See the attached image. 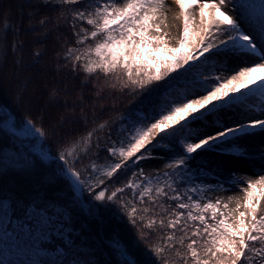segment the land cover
<instances>
[{
	"label": "trees",
	"instance_id": "1",
	"mask_svg": "<svg viewBox=\"0 0 264 264\" xmlns=\"http://www.w3.org/2000/svg\"><path fill=\"white\" fill-rule=\"evenodd\" d=\"M237 3L241 6L239 21L253 22L264 15V0ZM192 9L186 2L187 13ZM73 10L74 6L61 4L60 0H51L50 4L45 0H0V200L8 203L12 219L27 225L26 234L34 248L44 252L40 256L43 264H52L51 258L58 249L74 246L92 252L95 264H165V261L184 264L182 257L189 241L185 240L184 247L179 245L183 235L179 229H160L158 224L148 229L144 226L147 220L142 223L137 219L133 223L122 207L125 201L132 202L131 194L136 189H125L118 194L122 197L119 203L94 201L87 181L95 183L93 177L99 175L111 191L133 180L136 164L132 161L110 180L101 174L120 159L112 157L108 147L113 142L116 147L122 141L126 145L133 126L142 128L139 114L157 117L189 95L204 94L206 88L217 82L209 80L204 57L184 65L179 75L173 73L171 78H166L167 83L152 82L135 90L123 87L127 80L123 73L105 76L99 71L89 74L79 64L74 67L66 52L74 46L83 50L84 46L75 42L71 27ZM19 72L20 81L18 76L11 84L6 82V77ZM28 78L33 89L29 97L19 92L24 87L21 83L26 84ZM89 131L94 134L87 151L76 148ZM195 133L190 122L182 129L173 125L157 133L156 139L146 145V151L167 147L172 150L168 164L174 163ZM27 143L36 144L38 151L23 154L19 147ZM73 149L75 155L69 156L67 153ZM61 155L65 156L64 160L60 159ZM92 163L100 171L93 170ZM69 169L79 171L86 183L81 185ZM200 173L203 179H199ZM150 178L153 185L159 181L160 186H165L166 182L178 187L180 193L195 187L197 192L190 193L195 199L206 187L210 175L203 168H191L187 163L183 169L172 168ZM167 203L175 205L173 201ZM31 210L47 214L49 225L36 226L40 218H30ZM188 224L199 222L188 221ZM173 231L175 247H170L162 237L172 235ZM157 247H163L164 251L155 253ZM197 248L199 251L200 245ZM187 264H192L191 260Z\"/></svg>",
	"mask_w": 264,
	"mask_h": 264
},
{
	"label": "snow or ice",
	"instance_id": "2",
	"mask_svg": "<svg viewBox=\"0 0 264 264\" xmlns=\"http://www.w3.org/2000/svg\"><path fill=\"white\" fill-rule=\"evenodd\" d=\"M45 2L50 4L51 0ZM60 3L74 6L71 27L76 44L84 46L83 50L74 46L66 52L74 67L79 64L89 74L99 71L105 76L123 73L127 77L123 85L125 88L135 90L136 87L143 89L152 82L167 83L166 78H171L173 73L179 75V69L184 65H190V62L199 60L205 53H211L213 50H216L217 55L224 56L253 54L264 61V47L259 43L264 41V20L261 21L258 35L243 30L239 18L233 19L229 11L225 10L228 0H214L211 4L191 0V6H199L200 9V31L195 34L196 39L190 40V19L185 12L182 38L178 47L167 46L164 36L161 35V26L157 23L158 13L165 0H60ZM176 3L182 11L185 9L186 0H176ZM208 10H213V14L206 19ZM153 32L155 34H152ZM214 36L219 39V43L212 39ZM161 53H171L172 56L168 58L161 56ZM81 61L84 63L81 64ZM257 71H264V62L238 70L231 78L206 88L205 93L200 94L198 98L189 97L175 103L161 112L150 125L143 128L133 126L126 145L122 141L119 147L115 146L116 142L108 147V153L120 159L104 168L101 174L110 180L114 174L127 166L128 161L138 165L140 161L149 159L146 145L156 139L157 133L165 132L173 125H180L182 129L189 121L195 124L198 120H208L214 116L218 122L217 114L223 111L218 106L221 102L227 104L230 99L228 85H233L231 93L235 96L240 87L255 83L252 74ZM261 80H264V77H261ZM261 88H264V85H261ZM257 127L264 130V119L257 118L247 125L240 124L235 127L226 125L216 128L213 133L198 134L196 142L185 144L180 158L174 163H169L167 167L183 169L191 155L198 153V150H211L218 147L221 141L232 145L241 139L237 133L248 134L249 128ZM93 134V131H89L77 142L76 148L87 151ZM230 136L231 140L228 139ZM142 149L145 151L142 152ZM67 154L75 155V149ZM60 159L64 160L65 156L61 155ZM90 167L100 171L95 163ZM69 172L81 185L86 183L81 180L79 171L69 169ZM164 175L167 176L168 173ZM134 176L137 179L142 177L139 185L135 180H129L123 187L111 191L104 179L99 175L94 176L95 183L87 181L89 191L93 193L92 199L119 203L122 197L118 194H122L125 189H136L137 191L131 194L132 202L125 201L122 207L128 211L133 223H136L137 219L142 223L147 220L144 226L148 229H154L157 224L160 229H179L183 233L179 238V245L184 247L185 240L189 241L186 245L187 251L182 257L184 264H187L188 260H191L192 264H264V215L258 216L260 202L264 201V175L255 182L248 181L247 187L242 189L245 194L244 211L240 210L242 205L239 202L234 209H229L228 203H224L225 211L220 210V200H209L201 204L190 194L197 192L195 187L180 193L178 187L166 182L165 186H160L159 181L153 185V178L145 176L142 169L139 173H134ZM97 188L100 190L96 191ZM145 197L148 198L147 201ZM167 201H173L175 205L168 204ZM137 204L141 207H137ZM185 209L188 211H183ZM192 209L198 210L197 214H194ZM209 210L211 215L206 216L205 213ZM149 212L153 215L148 216ZM218 214L220 219H217ZM209 220L212 223H209ZM188 221H198L199 224L189 226ZM162 239H165L170 247H175V231L172 235L165 234ZM197 245H200L199 251ZM163 251V247L154 249L155 253Z\"/></svg>",
	"mask_w": 264,
	"mask_h": 264
},
{
	"label": "rangeland",
	"instance_id": "3",
	"mask_svg": "<svg viewBox=\"0 0 264 264\" xmlns=\"http://www.w3.org/2000/svg\"><path fill=\"white\" fill-rule=\"evenodd\" d=\"M240 0H228L226 11L232 15L233 19H236L240 13L241 6ZM191 4V0H186ZM214 0H200V3H213ZM218 2V0H216ZM199 6L193 7L188 12L190 15V40L191 37H195V34L200 31L201 22L199 16ZM176 0H165L164 6L159 11V20L157 23L161 26V35L164 36V40L168 47H178L179 40L182 38L184 13ZM210 12V14L208 13ZM206 19L213 14V10H208ZM264 20V15H260L256 21H240L243 26V30L251 31L253 35H258L261 21ZM152 34H155L154 32ZM193 35V36H192ZM226 38V37H224ZM216 43H219L217 37H212ZM261 47H264V41L259 42ZM161 56L170 58L171 53H161ZM205 65L209 67V79L213 82H222L224 79H229L236 75V72L244 67L254 66L257 62L261 61L260 58L253 54H237L235 56L217 55L216 50L211 53H205ZM19 76L21 80V73L15 75V73L6 77V82L11 84L12 80H16ZM255 80L253 88L252 83H249L247 87H240L239 92L235 96L231 93L233 85H228L229 97L227 104L221 102L218 107H221L223 111L219 112L217 116L219 121L215 119V116L208 120H198L197 123L190 124L196 129L195 135L191 139L192 142H196L198 134H206L215 132L216 128H223L227 126H238L240 124H249L254 119H264V71H257L252 74ZM32 78L39 79L40 77L33 76ZM26 84L21 83L24 87L19 88V92L22 95L32 96V82L31 78H28ZM20 85V86H22ZM31 88V89H30ZM32 90V91H31ZM243 92H248L243 95ZM202 94L197 92L190 98H198ZM242 107L234 103L238 101ZM188 97V98H189ZM155 116L151 114H140L138 119L141 122L142 128L146 125H150L155 121ZM27 129L23 130L26 132ZM248 134L237 133L241 137L238 141H235L232 145H226L222 141L219 142V146L208 151L193 153L188 161L191 168H204L213 176L207 180L208 184L212 186L204 188L198 199L201 204L207 203L209 200L215 202L220 200V210L225 211L223 208L224 203H228L229 209L236 208L237 202L242 207L241 211H244L245 194L242 189L247 187L248 181H257L261 175H264V130L261 128H249ZM28 136L32 137L29 133ZM229 140L232 139L230 136ZM33 141V140H32ZM30 141V143H32ZM191 142V143H192ZM19 149L25 155L27 153H34L38 151V146L35 144L30 146L20 145ZM149 159L142 160L139 164H136L135 173H139L142 169L145 176L153 177L158 175L169 168L167 167L169 158L172 152L165 147H157L148 152ZM104 170V169H103ZM201 176V175H200ZM142 179V177L140 178ZM140 179L133 176V180L136 183H140ZM223 181V182H222ZM215 186V187H213ZM260 189L258 188V191ZM195 214L198 210L192 209ZM206 215H211V210ZM264 215V201L260 202V209L258 216ZM34 216V215H31ZM40 218L36 221V226L47 227L48 216L45 213L37 215ZM221 217L217 215V219ZM55 220V218H53ZM231 222V219H230ZM28 229L26 224H23L19 220L12 219L9 206L7 202L0 200V264H43L40 256H43L44 252H37L34 248V244L29 240L26 230ZM48 257V255H46ZM52 264H95L92 257V252L89 250L75 246L69 249L60 248L51 258Z\"/></svg>",
	"mask_w": 264,
	"mask_h": 264
}]
</instances>
